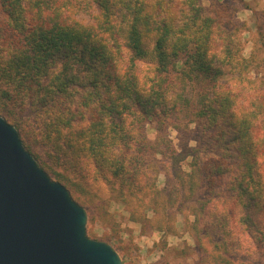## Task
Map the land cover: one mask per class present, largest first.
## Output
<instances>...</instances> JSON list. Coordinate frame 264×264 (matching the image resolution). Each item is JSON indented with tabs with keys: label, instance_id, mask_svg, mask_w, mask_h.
<instances>
[{
	"label": "trees",
	"instance_id": "1",
	"mask_svg": "<svg viewBox=\"0 0 264 264\" xmlns=\"http://www.w3.org/2000/svg\"><path fill=\"white\" fill-rule=\"evenodd\" d=\"M227 13L200 0H0V116L45 173L89 176L131 217L151 210L160 232L186 212L199 250L218 249L220 228L245 253L221 263L264 264V67Z\"/></svg>",
	"mask_w": 264,
	"mask_h": 264
},
{
	"label": "rangeland",
	"instance_id": "2",
	"mask_svg": "<svg viewBox=\"0 0 264 264\" xmlns=\"http://www.w3.org/2000/svg\"><path fill=\"white\" fill-rule=\"evenodd\" d=\"M200 3L203 8H208L214 3L224 4L228 12L226 19L239 27L237 32L245 44L244 54L257 53L264 67L262 0H200ZM152 127H146V136L149 141H152L155 136ZM169 133L173 143L177 144L176 132ZM190 146L194 144L191 142ZM44 155L51 160L49 149H44ZM64 168L54 169L62 177L46 174L52 181L63 185L72 200L84 210L86 236L93 241L109 245L119 255L122 264H223L218 256L228 259H244L245 257L244 250L220 228L212 232L217 239L222 240L218 249L199 250L193 239L195 230L191 226L190 229L185 228L186 219L190 224L194 222L193 216L186 212L175 217L172 233L154 230L150 222L144 220V218L152 219L151 210L145 213L140 210L141 216L133 218L126 204L114 198V193L109 187L92 180L87 175L78 176L77 172H70ZM182 168L188 171L186 161L182 164ZM163 183L164 178L161 174L158 178V186L162 187ZM222 189L225 194L226 189L223 186ZM199 217L196 226L201 232L203 228L209 226L212 218L205 212H202ZM199 239L204 246L205 239L202 237ZM222 243H224L223 246H221ZM224 245L226 251H224Z\"/></svg>",
	"mask_w": 264,
	"mask_h": 264
},
{
	"label": "water",
	"instance_id": "3",
	"mask_svg": "<svg viewBox=\"0 0 264 264\" xmlns=\"http://www.w3.org/2000/svg\"><path fill=\"white\" fill-rule=\"evenodd\" d=\"M85 225L84 210L0 116V264H122Z\"/></svg>",
	"mask_w": 264,
	"mask_h": 264
},
{
	"label": "crops",
	"instance_id": "4",
	"mask_svg": "<svg viewBox=\"0 0 264 264\" xmlns=\"http://www.w3.org/2000/svg\"><path fill=\"white\" fill-rule=\"evenodd\" d=\"M261 9L264 10V0H262V5Z\"/></svg>",
	"mask_w": 264,
	"mask_h": 264
}]
</instances>
